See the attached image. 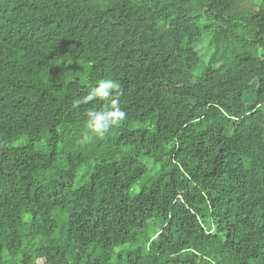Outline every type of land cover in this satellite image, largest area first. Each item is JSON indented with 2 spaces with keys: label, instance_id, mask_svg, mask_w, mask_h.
I'll return each mask as SVG.
<instances>
[{
  "label": "trees",
  "instance_id": "16d2710c",
  "mask_svg": "<svg viewBox=\"0 0 264 264\" xmlns=\"http://www.w3.org/2000/svg\"><path fill=\"white\" fill-rule=\"evenodd\" d=\"M0 264H264V0H0Z\"/></svg>",
  "mask_w": 264,
  "mask_h": 264
},
{
  "label": "clouds",
  "instance_id": "9594fccd",
  "mask_svg": "<svg viewBox=\"0 0 264 264\" xmlns=\"http://www.w3.org/2000/svg\"><path fill=\"white\" fill-rule=\"evenodd\" d=\"M121 94V84L111 78L101 79L90 88L81 103H102L100 109L92 108L86 112L84 120L85 134L81 143H87L93 138L104 139L110 132L119 127L127 118V113L121 108L119 96Z\"/></svg>",
  "mask_w": 264,
  "mask_h": 264
},
{
  "label": "rangeland",
  "instance_id": "374dc122",
  "mask_svg": "<svg viewBox=\"0 0 264 264\" xmlns=\"http://www.w3.org/2000/svg\"><path fill=\"white\" fill-rule=\"evenodd\" d=\"M206 40L207 39L205 38L204 40L200 41L196 46L197 49L204 48V41ZM61 63V67L57 72H54L53 70L52 73H49L45 76L46 82H48L49 84H55L70 81L74 78H77L81 81L86 79V73L89 67L87 64L82 63L77 59H66L64 61H61ZM79 183V181L75 182L74 187H77ZM135 189L136 191H138L137 186Z\"/></svg>",
  "mask_w": 264,
  "mask_h": 264
}]
</instances>
